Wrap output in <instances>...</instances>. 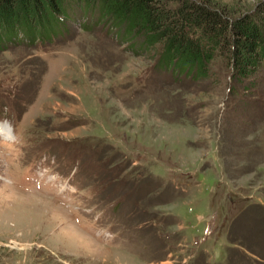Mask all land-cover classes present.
I'll use <instances>...</instances> for the list:
<instances>
[{
    "label": "rangeland",
    "instance_id": "rangeland-1",
    "mask_svg": "<svg viewBox=\"0 0 264 264\" xmlns=\"http://www.w3.org/2000/svg\"><path fill=\"white\" fill-rule=\"evenodd\" d=\"M96 17L0 51V264H264V67L196 80Z\"/></svg>",
    "mask_w": 264,
    "mask_h": 264
},
{
    "label": "trees",
    "instance_id": "trees-1",
    "mask_svg": "<svg viewBox=\"0 0 264 264\" xmlns=\"http://www.w3.org/2000/svg\"><path fill=\"white\" fill-rule=\"evenodd\" d=\"M208 1L0 0V51L23 39L50 41L64 33L65 21L95 14L124 39L140 38L141 49L159 56L158 68L206 80L218 60L230 82L243 86L264 67V0L233 16Z\"/></svg>",
    "mask_w": 264,
    "mask_h": 264
},
{
    "label": "bare ground",
    "instance_id": "bare-ground-1",
    "mask_svg": "<svg viewBox=\"0 0 264 264\" xmlns=\"http://www.w3.org/2000/svg\"><path fill=\"white\" fill-rule=\"evenodd\" d=\"M2 129V132L4 133L5 136L8 135L7 129H5V126L3 125L2 127H0V130Z\"/></svg>",
    "mask_w": 264,
    "mask_h": 264
}]
</instances>
